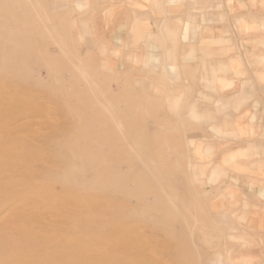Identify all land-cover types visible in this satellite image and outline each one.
<instances>
[{"label": "rangeland", "instance_id": "obj_1", "mask_svg": "<svg viewBox=\"0 0 264 264\" xmlns=\"http://www.w3.org/2000/svg\"><path fill=\"white\" fill-rule=\"evenodd\" d=\"M190 1L176 49L159 0H0V264H264V0H215L216 55Z\"/></svg>", "mask_w": 264, "mask_h": 264}, {"label": "crops", "instance_id": "obj_2", "mask_svg": "<svg viewBox=\"0 0 264 264\" xmlns=\"http://www.w3.org/2000/svg\"><path fill=\"white\" fill-rule=\"evenodd\" d=\"M160 6L165 8V12L167 16H169L170 21L167 24L166 32L169 34V42L171 48L179 47L180 33L182 30V24L185 23L184 18H188L189 8L187 6L191 5L198 7V3H192V1L188 2L187 5L184 3H172V0H159ZM143 4V3H142ZM195 4V5H194ZM201 5V4H200ZM212 22L209 23V27H207V32H205L202 36H197V42L202 43L203 46L207 44V47L212 43L213 46V54L220 53V26H219V15L215 10L216 1L212 0ZM190 7V6H189ZM163 11V10H162ZM194 13V12H192ZM196 17V25L200 24V14L193 15ZM210 15L208 16V19ZM141 19V18H140ZM144 22H143V21ZM134 20L132 23V34L135 41H140L151 31V26L146 20ZM259 25L262 30L261 37L257 42L259 43L258 47H251L248 51L244 53L245 55H260L261 56V64L253 65V64H245L244 71L247 73L250 71L251 73L254 71H259L261 75V82L256 83L252 88L246 85V89L244 90L243 96L249 97V94H255V92L259 93L260 100V115L262 117V128L253 127L249 129L246 134L248 136L257 135L256 138L247 139L245 142V149H239L238 153H244L245 156H250V162H248V166L250 167L251 174L246 175L239 182L242 183V187L248 198L259 201L261 205H264V17L259 20ZM205 28H203V31ZM211 30V31H210ZM255 39H251L254 41ZM255 40V41H256ZM186 46H183L182 48ZM248 77L246 76V81ZM245 93L247 94L245 96ZM251 96V95H250ZM249 161V160H248Z\"/></svg>", "mask_w": 264, "mask_h": 264}]
</instances>
